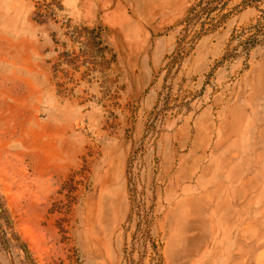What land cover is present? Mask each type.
<instances>
[{
  "label": "rangeland",
  "instance_id": "rangeland-1",
  "mask_svg": "<svg viewBox=\"0 0 264 264\" xmlns=\"http://www.w3.org/2000/svg\"><path fill=\"white\" fill-rule=\"evenodd\" d=\"M198 1L0 0V264H264V0Z\"/></svg>",
  "mask_w": 264,
  "mask_h": 264
},
{
  "label": "trees",
  "instance_id": "trees-1",
  "mask_svg": "<svg viewBox=\"0 0 264 264\" xmlns=\"http://www.w3.org/2000/svg\"><path fill=\"white\" fill-rule=\"evenodd\" d=\"M212 1V0H206L204 2V5L200 6L202 0H199L196 4H194L188 11H193V9L195 7H198V12L200 11V13H205L208 14V12H210L211 10H208V6L207 4ZM254 0H249L247 3H252ZM244 4H245V0H244ZM200 6V8H199ZM261 17V16H260ZM264 40V21H260L259 17L258 19H256V22L251 26V31L249 32V34H247V36L244 38V40L242 41V43H244V45H247L248 47L253 46L256 43H259L261 41ZM32 261L30 259H28V263H31Z\"/></svg>",
  "mask_w": 264,
  "mask_h": 264
}]
</instances>
